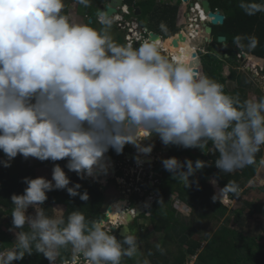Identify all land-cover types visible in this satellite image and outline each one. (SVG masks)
Masks as SVG:
<instances>
[{"label": "clouds", "instance_id": "9594fccd", "mask_svg": "<svg viewBox=\"0 0 264 264\" xmlns=\"http://www.w3.org/2000/svg\"><path fill=\"white\" fill-rule=\"evenodd\" d=\"M78 3L90 6V0ZM238 7L249 16L264 13V0H238ZM63 8V0H0V152L5 157L0 163L8 167L17 155L65 160L68 171L91 178L106 171L109 149L120 154L133 146L127 152L135 157L123 154L111 161L114 166L123 157L134 162L139 154L155 153L154 137L160 148L208 149L221 172L253 163L264 145V95L241 101L200 70L194 73L183 57L163 53L159 42L145 39L137 48L116 42L110 34L113 15L100 11V27L94 28L71 22ZM160 28L166 31L163 23ZM256 43L249 38V46ZM163 157V168L185 187L206 165L200 159ZM23 183V193L10 197L14 239L12 247L0 250V264L33 253L49 264H122L123 258L137 256V236L125 231L118 239L104 214L95 220L78 209L66 217L46 214L42 205L49 191L89 199L60 164H53L50 180L24 177ZM225 191L235 194L237 186L224 185L220 200L231 199ZM62 250L70 258H61Z\"/></svg>", "mask_w": 264, "mask_h": 264}, {"label": "trees", "instance_id": "16d2710c", "mask_svg": "<svg viewBox=\"0 0 264 264\" xmlns=\"http://www.w3.org/2000/svg\"><path fill=\"white\" fill-rule=\"evenodd\" d=\"M73 1L77 2L80 11L83 10L85 12V23L94 27V22L96 21L93 16H96L97 6L106 4L109 0H90L89 7L79 4L78 0H63L64 8L62 14H67V7ZM208 1L212 10H220L224 14L223 23L212 26L211 31V43L222 46V49L220 58L214 52L212 53L210 48H206V53H201V73L222 84L225 93L241 100V95L245 91L242 89L245 79H238L237 84H240V86L232 87L227 84V78L232 76L233 71H230L227 78L223 74L224 64L236 60V55L231 53L232 49L228 48L227 45L235 44L241 46L245 52L264 61V13L249 16L238 7V0ZM123 3L128 4L132 15H134L135 8L139 9V14L135 18L141 26H147L149 30H157L160 35H163V38L169 37L167 40L168 47L175 50V55L183 57L188 64L191 53L197 44L191 45L188 43L182 51H177L180 49V42H183L177 39L178 36L174 37L173 35L178 30L175 22L180 0L175 5L158 3L156 0H123ZM89 18L92 20L89 21ZM161 23L165 25L166 31L161 30ZM155 24L160 25L154 27ZM218 36H225V44L222 45L217 42ZM251 37H255L257 40L254 47L249 46V38ZM174 39H177L178 42L175 47L172 46ZM262 73L264 74V67L262 68ZM249 83H251L250 80ZM261 95L264 94L260 93L258 97ZM166 148V158L175 156L180 161H184L187 158L193 162L196 159H200L205 161L206 165L189 177L191 182L189 187H185L183 182L173 179L172 174L166 171L162 164L156 166V170L160 173L159 181L154 183L153 186H149L147 181L141 184V187L146 190L145 194L152 189L157 195L148 210L139 216L148 221V224L143 228L144 232L140 231L137 235L142 249L140 248L141 251L138 252L135 259L123 258L122 264H143L145 259L150 264H188L190 261H192V264H264V235H260V233L253 234L252 229L247 230L244 228L246 218L252 215H259L264 218V201L254 202L250 200L248 197L251 195L249 191L251 188L247 186L257 170L260 158L264 156V145L255 154L253 163L232 172H221L214 164L216 156L208 149L202 152L198 148H183L177 145H170ZM127 151H130L129 146L124 147L117 159H120ZM106 156L112 159L117 157L115 154H113V157L108 156V154ZM3 159L5 157L0 152V161ZM39 162L45 164L53 161ZM55 163L60 164L72 183L81 185L80 192L87 191L89 199L82 201L79 196H69L66 190H52L47 193L48 199L44 202L43 207H49L47 205L49 203L63 204L64 212L62 215L65 217L71 211L78 209L88 220L102 218L101 209L104 202V193L100 191L98 184L92 182V177L80 179L75 172L68 171L65 167V160L55 161ZM34 169L35 166L31 164V157L25 159L20 155H17L8 167L0 163V250L12 247L13 243L12 237L3 229L4 225L7 227L11 226L12 218L10 214L13 205L10 197L13 193H23L26 187L23 183V178L36 177ZM120 173L121 171H117V174ZM211 180H216L217 185L221 188L224 185H236L237 193L225 192L232 198L237 199L242 207L229 209L218 199L213 200L215 192ZM258 190L264 193V184L259 186ZM171 194H175L178 199L191 208L198 205L201 209H199L200 212L196 211V216L199 214L200 219L206 217V212L208 211V216H211L212 219L221 220L219 229L209 236H205V234L195 239L193 236L198 234L196 227L193 226L192 229L182 223L177 225L178 222L174 220L176 210L168 203L165 205L167 197ZM113 205H120L121 208H124L125 201L120 198L110 204L111 211ZM209 208H212V210L209 211ZM244 212L247 213V217H244ZM146 213H149V215L147 216ZM228 224H231V226H227ZM159 232L164 235L152 241V235ZM262 232L264 234V226L262 227ZM142 233H144L143 236H141ZM170 237L178 245L177 254L172 256H168L164 250V243ZM118 238L121 237L119 236ZM159 244L160 246L157 248ZM64 252L65 250H62L61 258H65ZM14 264H47V260L42 254L33 253L31 256L26 255L20 261H15Z\"/></svg>", "mask_w": 264, "mask_h": 264}, {"label": "rangeland", "instance_id": "374dc122", "mask_svg": "<svg viewBox=\"0 0 264 264\" xmlns=\"http://www.w3.org/2000/svg\"><path fill=\"white\" fill-rule=\"evenodd\" d=\"M178 1L179 0H176V2H178ZM101 6L102 5H98L97 8L101 7ZM184 7H185V9H188L187 6H184ZM84 13L85 12L83 10L80 11L78 9L77 2L73 1L68 5L66 15L69 17L71 22L85 23L86 20L84 17ZM123 17H124L125 21L126 20L128 21L130 19L128 16L123 15ZM182 17H180L179 21L180 22H186V17L185 16H184V18H182ZM93 19L96 21V22H94V28H99L100 25L97 23L96 16H93ZM89 20H90V18H89ZM120 22H123V21H120ZM186 25L187 24H185V26ZM183 33L184 32H182V34ZM110 34L116 42H118L120 44H126L125 38H124L125 31L119 30V28L115 24H113V26L110 30ZM161 36L163 39V35H161ZM174 37H177V35H174ZM192 43H197V42L193 40ZM198 48L201 51L204 50L205 53H206V48H210L212 53L214 52V54L217 55L219 58L221 57V49L217 45H214L211 42H207L205 39L203 41H201V44ZM249 57H251V56L250 55L240 56L238 60L231 62L232 64H229V62L225 63L224 68H223V74L226 78L228 77V74H227L228 69L230 71H233L232 76L230 78L228 77V79H230L234 83H230L228 81L229 86L230 85L240 86V84H237V82H238V79H240L242 77H244L246 80H248V81H245V84L243 85L244 87L242 89L245 91H244V94L241 95V101H244V100L250 99V98H257L260 93L264 94V74H262V71H260V69H262L264 67V61L258 60L255 63V64H258V66L256 69H254V67H256V65L254 64V61H252ZM197 74H199V73H197ZM200 74L202 75L201 69H200ZM249 80L252 84L249 83ZM158 140H159L158 137H154V139L151 141L154 145L152 150L155 151L156 154H157L156 151L158 150V148L160 149V144H161V143H159L161 141L160 140L158 141ZM157 143H159V144H157ZM168 146H170V145H168ZM168 146H165V147H168ZM129 148H130V150H132L131 146H129ZM261 148H262V146H261ZM166 152H167V148H166V150H163V153L161 155H159V158L156 161L157 166L159 164H162L161 161H162V158L164 159L163 156ZM106 154H108V156H111V157H113V154H115V156L117 155V157H113L114 159L119 157V154H117L115 151H113L111 149H109V151ZM39 161L40 160L31 157V164L32 165L33 164H37V166L40 165V167H39L40 169L39 170L36 169L37 176H43V177L50 180L51 179V173H52V167H53V164L55 162L45 163L42 165ZM107 169L109 170L110 174H109L108 184L105 185L106 188L103 191V193H104V195H103V197H104L103 206L105 204H107V205L111 204V201H113V200L115 201V199L117 197H120L121 196L120 194H122V193L118 192V190L115 186V182H114L115 179L113 177V174H114L113 164H111V163L109 165L107 164ZM140 174H142V173H140ZM135 176H136V174H135ZM140 176H142V175H140ZM92 178L94 180L98 179L102 183L106 182V180H105L106 177L104 178V174H100V173L96 172V173H94V177H92ZM211 184L214 188L213 190L215 192V195L217 196V199L224 206H227L229 209L242 207L240 202L237 199L232 198L231 196H230L231 199L220 200L219 194H218V192L214 186V180H211ZM263 184H264V156L260 158V162L257 166V170H256L254 176L252 177V179L247 184V186L249 188H251L249 190L251 195H249V197H248L250 200H253L254 202L255 201H261V202L264 201V193H262L258 190V187L263 185ZM174 195L175 194H171L167 197L165 205H167V203H168V205H171L176 210L174 220H176V222H178L177 225L182 223L183 225L189 226L192 229H193V226L196 227V229H197L196 232H198V234L193 236L195 239H198L202 235H205V234H206L205 236H209L219 229V227L221 226V220L219 221V220L212 219L211 216H208V211L206 212L207 216L200 219L199 214H198V216H196V211L200 212L199 209H201V208H199L198 205H196V207H194V208L192 207L191 209H189L184 204H182L180 201H178L175 197H173ZM114 206L115 205H113L112 211H111V213L114 216L112 217L111 220L112 221L121 220V218H123L125 215V214L121 215V212L123 209L121 207H119L118 205L115 207ZM194 210H195V214H194ZM211 210H212V208H209V211H211ZM245 212H247V211L245 210ZM245 212H244V217H247V213H245ZM245 220H246L245 224H244L245 229H247V230L252 229L253 234L260 233V235H264L262 232V227L264 226V218L263 217H261L259 215H255V216L252 215L251 217H248ZM144 222H145V220L142 217H138L134 223L130 224V232L137 236L139 234V232L141 231L140 229L144 228ZM229 225L231 226V224H228L227 226H229ZM9 228L10 227H7L5 225L3 227L5 232L9 236H11L12 239H14V232L9 231ZM141 232H144V231H141ZM143 235H144V233L141 234V236H143ZM163 235L164 234H162L161 232L153 234L152 235V241H154L157 237L158 238L162 237ZM137 238H138V236H137ZM159 246H160V244H159ZM140 248H141V244L138 240L139 251H141V249H142V248L141 249ZM143 249H145V247H143ZM164 250L168 256H172L173 254L174 255L177 254V252H178L177 242L172 237L167 238L165 243H164ZM64 256H65V258H70V252H68V250H65ZM135 258H136V256L133 258H129V260H132ZM188 264H192V261H190Z\"/></svg>", "mask_w": 264, "mask_h": 264}, {"label": "built area", "instance_id": "2783aa9c", "mask_svg": "<svg viewBox=\"0 0 264 264\" xmlns=\"http://www.w3.org/2000/svg\"><path fill=\"white\" fill-rule=\"evenodd\" d=\"M119 10H121V12H118L114 15V17L117 18L114 24L120 30L125 31L124 38L126 44H131L134 48H137L145 39L149 40L148 33L150 31H148L145 26H141L138 23L135 16L132 15V11L129 9V7L123 3L120 6ZM202 14L205 15V13L201 8L200 1L193 2L192 7L190 8V16L188 18L189 21L187 25L188 29H191L193 31L195 30V28L198 27V21H200ZM123 15L128 16L130 19L128 21L127 20L125 21ZM195 35L196 32L189 33V38H195L194 37ZM161 50L163 53L167 54V52L164 51L162 47ZM201 53H205L204 50H202ZM242 54L243 52L240 51V53H238V57L243 56ZM256 68L257 67H254V69ZM260 71H262V69H260ZM165 149H166L165 146L162 145L160 150L157 151V154L155 153L146 154L145 161L144 160L141 161V158L144 156V154H139V160H135L134 162H131V160L126 157H123L120 161L115 162V166H114L115 171L113 174L115 175L114 178L115 186L118 192L122 193L120 194L121 196L117 197L116 199L122 198L125 201V207L123 208L121 215H124L127 212H129L132 215V217L134 216L135 210L132 207L131 200L133 199L136 201L138 197H140L143 194L144 189L141 187V183L147 181L149 183L154 184L159 181V173H157V171L155 170L154 162L155 159L159 158V155H161L163 153V150ZM117 171L118 172L121 171V173L116 174ZM103 184L104 185L108 184V179ZM101 213L108 216L107 220L104 221L106 225L112 230V233L116 235L118 238L119 235L117 232L124 223L121 220L112 221L109 218V212H107V204L103 206ZM82 264H85V262H82Z\"/></svg>", "mask_w": 264, "mask_h": 264}, {"label": "water", "instance_id": "95a60500", "mask_svg": "<svg viewBox=\"0 0 264 264\" xmlns=\"http://www.w3.org/2000/svg\"><path fill=\"white\" fill-rule=\"evenodd\" d=\"M200 1V5H201V8L203 10V12L205 13V16L208 18V20L206 21H203V20H200V24L202 26V28L204 29V31L210 35L211 34V31H212V26H215V25H221L224 21V14L221 13L219 10H215L213 11L210 7V3L208 0H198ZM181 3H186L188 4L190 7H192L193 5V1L192 0H180ZM123 4V0H109L106 4H103L101 7H98L97 10H96V17H97V14L100 12V11H105L111 15H115L116 13L118 12H121V10H119L120 6ZM135 15H138L139 14V9L138 8H135V12H134ZM188 15L190 16V12H188ZM92 19L90 18L89 21H91ZM182 32H187V29L184 28L183 31H178L176 34L174 35H177L178 36V40L180 41H184L185 38L182 37ZM189 38V36H188ZM148 39L150 41H154L156 42L157 40H162L161 39V36L156 33V32H152L150 31L148 33ZM177 39H174L172 41V46H177ZM190 39V38H189ZM203 39V38H202ZM205 40L207 42H211L212 39L207 37L205 38ZM224 41H225V36H218L217 37V42L218 43H221V44H224ZM199 50V48H197ZM236 50H239V48L237 47ZM188 67L194 72V73H199V70L201 68V55L198 54L197 50L192 52L191 53V58H190V61L188 62ZM126 155L130 156L131 158L135 157V154L134 152H126ZM108 160H114L115 159L113 158H107ZM115 171V170H114ZM214 186L217 190V192L220 191L221 188H218L217 187V181L214 180ZM99 189L101 192H103L105 190V186L100 184L99 185ZM151 198L149 196H146L142 201H139L135 204L134 206V209H135V217L142 214L143 212H145V210H147L151 204ZM111 211V206L109 205L107 207V212H110ZM146 215L148 216L149 213H146ZM107 215H105L103 217V220H107ZM121 221L124 223L118 230V235L121 237V234H123L125 231H130V228H129V224L132 222V215L127 212L125 215H124V218H121Z\"/></svg>", "mask_w": 264, "mask_h": 264}, {"label": "crops", "instance_id": "0c3cea01", "mask_svg": "<svg viewBox=\"0 0 264 264\" xmlns=\"http://www.w3.org/2000/svg\"><path fill=\"white\" fill-rule=\"evenodd\" d=\"M193 2H195V1H198V0H192ZM156 2H158V3H168L169 5H175L177 2H176V0H156ZM181 3V2H180ZM127 6H128V4H126ZM184 6H187V4L186 3H181L180 5H179V8H178V11H177V16H176V22H175V25H176V27L178 28V30L174 33V34H176L178 31H182V30H184V28L186 27L185 26V24H187L188 25V22H180L179 21V19H180V17H182V18H184V16L186 17V20H188V18H189V15H188V12H190V11H188V9H185V7ZM129 7V6H128ZM130 9V8H129ZM220 11V10H219ZM221 12V11H220ZM222 13V12H221ZM134 16H136L135 14H134ZM160 24H155L154 25V27H158ZM198 27L203 31L204 29L202 28V26H201V24H200V22H198ZM146 28H148L147 26H146ZM182 29V30H181ZM120 30V29H119ZM149 30V29H148ZM122 31V30H121ZM149 31H152V32H156V33H158L159 35H160V32H157V30H149ZM204 33H205V31H204ZM173 34V35H174ZM207 34V33H206ZM161 36V35H160ZM182 36L185 38V35H184V33L182 34ZM207 37H209V38H211L212 39V36H211V34L210 35H208L207 34ZM204 38V37H203ZM161 39H162V36H161ZM169 38H166V39H162V40H166L165 42H164V44H165V46L167 45V40H168ZM161 41V40H160ZM162 44V43H161ZM184 46H185V43H184ZM218 46V45H217ZM167 47H168V45H167ZM220 49H222L221 47L222 46H218ZM169 48V47H168ZM239 48H241V51L243 52V54H244V56H246V55H250L251 57H249L252 61H254V64L258 61V60H260V59H257V58H255V57H253L251 54H249L248 52H245L244 50H243V48L241 47V46H239ZM233 50H235V49H233ZM169 53H171V51L172 52H174V54H175V50H173V49H170L169 48ZM231 53L233 54V52H232V50H231ZM234 55V54H233ZM226 63H228V62H226ZM229 64H232V63H230L229 62ZM256 65V67L258 66V64H255ZM201 67H202V64H201ZM201 69V68H200ZM236 69V68H235ZM237 70V69H236ZM240 70V69H239ZM238 71V70H237ZM241 71V70H240ZM227 74H230V70L228 69V72H227ZM263 74V73H262ZM258 75V74H257ZM243 79H245L244 77H242ZM228 81L230 82V83H234L233 81H231L230 79H228L227 78V84H228ZM245 81H247L246 79H245ZM230 86H232V87H234L235 85H230ZM154 139V138H153ZM147 143V142H146ZM159 143H161V142H159ZM159 143H157V144H159ZM126 146H130V145H126ZM131 148H132V150H130V151H133L135 148L133 147V146H131ZM125 155H126V152L124 153ZM107 157V156H106ZM109 162V164L111 163L110 162V160H108ZM108 164V165H109ZM34 166H35V176L36 177H38L37 176V174H36V169L37 170H39L40 168V165H38L37 166V164H33ZM43 165V164H42ZM105 172H108L109 173V170L107 169ZM105 172H98V173H100V174H104ZM110 174V173H109ZM182 204H185V203H183L182 202ZM49 207H47V206H45L44 207V210H45V212H46V214L47 215H49V216H55V215H62L63 214V212H64V205L63 204H57V203H49V204H47ZM43 206V205H42ZM186 207H188L189 209H191V207H189L188 205H186ZM34 210L31 208V207H29V209L27 210V212L28 213H32ZM69 252V251H68ZM49 262H48V260H47V264H48Z\"/></svg>", "mask_w": 264, "mask_h": 264}, {"label": "bare ground", "instance_id": "6f19581e", "mask_svg": "<svg viewBox=\"0 0 264 264\" xmlns=\"http://www.w3.org/2000/svg\"><path fill=\"white\" fill-rule=\"evenodd\" d=\"M200 20H203V21H206V16L204 15V14H202V17H201V19ZM185 29H187V32H184V35H185V40L183 41L184 43H185V45L186 44H191V45H193L194 43H192V41L194 40V41H196L197 43V45H195V47H194V49H193V51H196L197 50V48L200 46V44H201V41H203L205 38H207V34H206V32L204 33V30L202 31L199 27H197V28H195V30H191V29H188V27H187V25H186V27H185ZM193 32H196V35L194 36L195 38H188V36H189V33H193ZM204 37V38H203ZM169 38V37H168ZM203 38V39H202ZM159 43L160 42H162V44H160L161 45V47H162V49L164 50V51H166L167 53H169L170 51H169V48L167 47V45L165 46V44H164V42L166 41V40H157ZM183 42H180V44H181V46H180V49L179 50H177L178 52L179 51H182L183 49H184V45H183ZM171 54H174V52H172L171 51ZM176 54V53H175ZM174 54V55H175ZM148 158V157H147ZM146 159V154H144V156L141 158V161H143V160H145ZM109 161H108V159L106 160V163L107 164H109L108 163ZM111 162V164H113V161H110ZM113 166H114V164H113ZM106 177V178H105ZM109 177V173L108 172H105L104 173V178H105V180L107 179ZM98 180V179H97ZM118 199H120V198H118ZM118 199H116L115 201H117ZM115 201H113V202H115ZM112 202V203H113ZM119 207H121L120 205H118ZM115 207V206H114ZM123 209V208H122ZM114 215L111 213V212H109V218L110 219H112V217H113Z\"/></svg>", "mask_w": 264, "mask_h": 264}, {"label": "flooded vegetation", "instance_id": "af4514ba", "mask_svg": "<svg viewBox=\"0 0 264 264\" xmlns=\"http://www.w3.org/2000/svg\"><path fill=\"white\" fill-rule=\"evenodd\" d=\"M187 7H188V11H190V6L187 4ZM186 22H189L188 20H186ZM199 22V21H198ZM147 30H148V28H147ZM149 31V30H148ZM171 37V36H170ZM163 39H166V38H163ZM156 42H158V41H156ZM162 42H160L159 44H161ZM225 44V43H224ZM223 45V44H222ZM227 47L228 48H232V52H233V54L234 55H236V60H238L239 59V57H238V53H240V51H241V48H239V46L238 45H235V44H233V45H227ZM239 48V50H236V48ZM233 49H235V50H233ZM242 52V51H241ZM148 184H149V186H151V184L148 182ZM145 192H146V190H144V192H143V194L140 196V197H138V199L135 201V200H131V203H132V205L133 206H135V204L137 203V202H139V201H142L146 196H149L150 198H151V201L153 202L154 200H155V198H156V192L154 191V190H149V191H147V193L145 194ZM145 195V196H144ZM144 196V197H143ZM141 197H143V199H141ZM151 202V203H152ZM151 205V204H150ZM146 211V210H145ZM143 213H145V212H143ZM141 215V214H140ZM140 215H138V216H136V217H132V222L130 223V224H132V223H134L135 221H134V219L135 218H138ZM130 224H129V226H130ZM148 224V221L147 220H145V222H144V226L145 225H147ZM130 228V227H129ZM141 231H143V228L142 229H140Z\"/></svg>", "mask_w": 264, "mask_h": 264}]
</instances>
